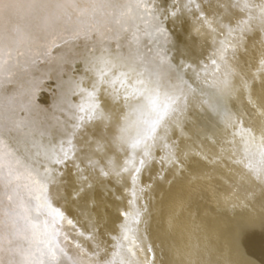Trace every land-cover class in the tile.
<instances>
[{
  "label": "bare ground",
  "instance_id": "1",
  "mask_svg": "<svg viewBox=\"0 0 264 264\" xmlns=\"http://www.w3.org/2000/svg\"><path fill=\"white\" fill-rule=\"evenodd\" d=\"M0 264H264V0H0Z\"/></svg>",
  "mask_w": 264,
  "mask_h": 264
},
{
  "label": "rangeland",
  "instance_id": "2",
  "mask_svg": "<svg viewBox=\"0 0 264 264\" xmlns=\"http://www.w3.org/2000/svg\"><path fill=\"white\" fill-rule=\"evenodd\" d=\"M148 50H149V49H147V51H148ZM41 95H43V96H44V95H47V92H46V91H43V92L41 93ZM40 98L42 99L41 96L39 97V100H41Z\"/></svg>",
  "mask_w": 264,
  "mask_h": 264
}]
</instances>
